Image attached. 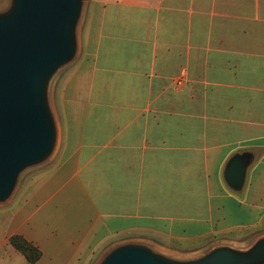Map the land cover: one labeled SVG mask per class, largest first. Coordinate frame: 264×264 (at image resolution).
<instances>
[{"label":"crops","instance_id":"0c3cea01","mask_svg":"<svg viewBox=\"0 0 264 264\" xmlns=\"http://www.w3.org/2000/svg\"><path fill=\"white\" fill-rule=\"evenodd\" d=\"M88 10L56 87L57 153L0 210V264H28L13 236L42 252L36 264H97L124 242L185 259L264 234V0ZM239 154L252 163L236 192L225 171Z\"/></svg>","mask_w":264,"mask_h":264},{"label":"water","instance_id":"95a60500","mask_svg":"<svg viewBox=\"0 0 264 264\" xmlns=\"http://www.w3.org/2000/svg\"><path fill=\"white\" fill-rule=\"evenodd\" d=\"M83 3L6 0L0 7V205L11 199L25 171L42 168L57 153L60 130L50 83L80 56L77 25ZM251 163L250 154L229 162L225 179L232 190L243 189ZM97 264H264V234L244 246L216 244L185 259L124 242Z\"/></svg>","mask_w":264,"mask_h":264},{"label":"rangeland","instance_id":"374dc122","mask_svg":"<svg viewBox=\"0 0 264 264\" xmlns=\"http://www.w3.org/2000/svg\"><path fill=\"white\" fill-rule=\"evenodd\" d=\"M1 1L2 0H0V2ZM90 4H91V0H84L80 20H79L78 25H77V35L80 37V41L78 40L79 50H80V53H78L79 55L81 54V51L83 48V32H84L85 23L87 21L88 11H89L88 9H89ZM78 59H79V56H78ZM75 63L74 64L69 63L68 65L64 66L52 78L51 83H50L49 92L52 93V97H53L54 102H55L54 97H55L57 85L60 83L61 80L64 79L65 75L68 73L69 70H71V68L73 67V65H75ZM54 106H55V104H54ZM35 171L36 170L29 169V170L25 171L20 176L18 185L16 187V190H15L13 196L11 197V199L6 204L0 205V210L10 211L19 202V200L23 197L27 188L31 185L32 181L34 180Z\"/></svg>","mask_w":264,"mask_h":264},{"label":"trees","instance_id":"16d2710c","mask_svg":"<svg viewBox=\"0 0 264 264\" xmlns=\"http://www.w3.org/2000/svg\"><path fill=\"white\" fill-rule=\"evenodd\" d=\"M10 243L26 257L28 264H36L42 257V252L23 237L13 236Z\"/></svg>","mask_w":264,"mask_h":264},{"label":"built area","instance_id":"2783aa9c","mask_svg":"<svg viewBox=\"0 0 264 264\" xmlns=\"http://www.w3.org/2000/svg\"><path fill=\"white\" fill-rule=\"evenodd\" d=\"M184 83H185V79H184V78H177V79L175 80V85H176V86H183Z\"/></svg>","mask_w":264,"mask_h":264}]
</instances>
